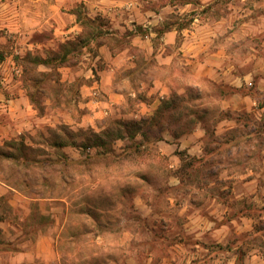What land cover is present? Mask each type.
<instances>
[{
	"label": "rangeland",
	"instance_id": "1",
	"mask_svg": "<svg viewBox=\"0 0 264 264\" xmlns=\"http://www.w3.org/2000/svg\"><path fill=\"white\" fill-rule=\"evenodd\" d=\"M157 1L143 0L148 6ZM169 1L177 5L170 9V23L184 24L192 16L214 18L237 11L238 16L242 14L239 20L248 17L252 23L248 30L240 28V35L247 36L243 32L248 31L257 48L264 40V0H207L209 5L203 8L199 0H191L189 11H182L187 0H159ZM74 10L82 14L85 5L77 4ZM6 30L0 23V53L4 55L0 62V181L31 198V212L22 221V208L10 206L7 195L0 196V219L6 222L7 230L2 233L0 229V264H18L15 258L22 248L30 249L33 255L20 264H170L168 247L154 238L165 228L159 224L155 228L151 221L140 219L134 199L142 196L150 205L158 197L156 208L161 204L160 211L170 214V199L163 194L170 188L158 180L170 168L171 160L159 158L156 148L149 145L139 150V157L152 168L134 165L133 153L121 154V158L114 153L117 137L134 135L138 126L97 115L99 108L82 104L88 97L82 96L79 87L92 80L84 76L91 68H101V59L81 57L67 67L50 68L35 58L60 54L65 42L57 39L48 47L23 48ZM182 32L178 31L176 43L170 46V53L178 56L170 62V73L183 71L182 51L178 50ZM44 37L53 36L35 35L34 40ZM259 81L254 79L252 85H246L254 100L249 109L241 101L236 109H221L219 93L178 94L175 89L184 85L183 78L173 80L170 103L180 108L170 109V125H157L150 133L158 135L169 128L180 134L201 127L207 134V154L212 153L193 163L178 152L180 168H185L184 162L207 168L194 178L203 176L206 182L218 180L215 168H225L223 182L226 175L232 176L229 178L238 180L241 190L244 181L252 180L254 195L260 197L264 185V90L259 89ZM95 98H102L101 93ZM11 101L25 110L9 112ZM187 101L201 107L181 108ZM228 138L232 140L223 141ZM219 143L222 149L213 152ZM179 176L184 179L182 173ZM38 198L43 199L41 206ZM243 206H251L254 227H261L254 242L264 254L261 200L239 199L237 207L241 210ZM17 223L22 227L19 232L12 228ZM40 233L50 235L47 255L38 254Z\"/></svg>",
	"mask_w": 264,
	"mask_h": 264
},
{
	"label": "crops",
	"instance_id": "2",
	"mask_svg": "<svg viewBox=\"0 0 264 264\" xmlns=\"http://www.w3.org/2000/svg\"><path fill=\"white\" fill-rule=\"evenodd\" d=\"M199 1L202 8L209 5L207 0ZM157 2L148 6L143 0H0V23L23 48L48 47L57 39L78 40L85 50L83 58L101 59V68L89 69L86 76L82 74L85 79L92 78L79 87H82V96L88 97L82 104L99 108L97 115L101 113L138 126L134 135L117 137L112 147L114 153L118 158L126 152L133 153L134 165L152 168L139 157V150L149 145L156 148L159 158L171 160L170 168L158 180L170 188L163 193L170 199V214L160 211L161 204L156 208L158 197L150 205L142 196L134 199L140 219L151 221L155 228L157 224L165 228L154 238L168 247L170 264H264L261 246L254 242L260 234L254 229V212L251 206H243L241 210L237 207L239 199L260 198L264 210V185L260 197L254 195L256 187L252 180L244 181L239 190L238 180L229 178L232 176L226 175L223 182L225 168H215L218 180L206 182L203 176L194 180L207 169L193 164L195 159L212 153L207 154L210 150L206 148L207 134L201 127L180 134L172 133L169 128L158 135L150 133L157 125H170V109L180 108L170 103L172 83L176 79L183 78L184 83L174 88L178 94L217 92L221 109L230 106L236 109L239 101L249 109L254 100L247 83L252 85V80L259 79V89L264 90V40L262 47L257 48L248 31L243 32L247 36L240 35L239 29L248 30L252 23L248 17L239 20L242 14L238 16L237 11L214 18L192 16L188 26L178 29V23H170V9L177 5H170V1ZM81 3L85 5L82 14L74 10ZM191 7L192 1L187 0L182 11H189ZM179 30L184 35L178 50L182 51L179 58L185 73L171 74L170 62L178 56L170 53V46L176 43ZM35 35L53 37L37 41ZM93 93L96 97L101 93L102 98L96 99ZM226 94L228 99H224ZM192 102L193 105L187 101V106L181 108L201 107ZM7 108L9 112L25 110L12 101ZM221 149L219 143L213 152ZM178 152L193 163L184 162L185 168H180L182 160ZM181 173L183 180L179 178ZM2 195H7L10 206L22 208V221L30 215L31 198L0 181ZM36 200L41 206L43 199ZM19 227V223L12 224L16 232ZM0 229L2 233L7 232L4 219H0ZM39 238L38 254L47 255L50 235L40 233ZM17 254L15 259L20 264L29 260L33 252L22 248Z\"/></svg>",
	"mask_w": 264,
	"mask_h": 264
},
{
	"label": "trees",
	"instance_id": "3",
	"mask_svg": "<svg viewBox=\"0 0 264 264\" xmlns=\"http://www.w3.org/2000/svg\"><path fill=\"white\" fill-rule=\"evenodd\" d=\"M188 25V23H178V29H182ZM85 52L84 47H82V44L80 45V41L78 40H68L64 43L62 52L60 54H53L52 56H46V57H41L38 56L36 57V62L38 64H42L45 66H48L50 68L52 67H58V66H63V65H68L72 63L73 61H78L82 57V54ZM4 55L0 53V62L3 60ZM100 146L103 147V142L100 143ZM98 146V148L100 147ZM101 149V147H100ZM255 231L258 232L261 227H254Z\"/></svg>",
	"mask_w": 264,
	"mask_h": 264
},
{
	"label": "built area",
	"instance_id": "4",
	"mask_svg": "<svg viewBox=\"0 0 264 264\" xmlns=\"http://www.w3.org/2000/svg\"><path fill=\"white\" fill-rule=\"evenodd\" d=\"M93 96H96V94H95V93H93Z\"/></svg>",
	"mask_w": 264,
	"mask_h": 264
}]
</instances>
